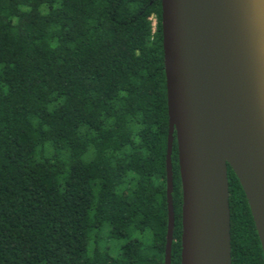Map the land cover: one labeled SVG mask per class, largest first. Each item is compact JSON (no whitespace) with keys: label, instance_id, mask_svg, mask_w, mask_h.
I'll use <instances>...</instances> for the list:
<instances>
[{"label":"trees","instance_id":"obj_1","mask_svg":"<svg viewBox=\"0 0 264 264\" xmlns=\"http://www.w3.org/2000/svg\"><path fill=\"white\" fill-rule=\"evenodd\" d=\"M168 136L162 0H0V264H165ZM228 175L232 262L264 264Z\"/></svg>","mask_w":264,"mask_h":264},{"label":"water","instance_id":"obj_2","mask_svg":"<svg viewBox=\"0 0 264 264\" xmlns=\"http://www.w3.org/2000/svg\"><path fill=\"white\" fill-rule=\"evenodd\" d=\"M162 32L169 107L164 263L172 264L176 137L181 264H233L229 165L264 252V0H162Z\"/></svg>","mask_w":264,"mask_h":264},{"label":"rangeland","instance_id":"obj_3","mask_svg":"<svg viewBox=\"0 0 264 264\" xmlns=\"http://www.w3.org/2000/svg\"><path fill=\"white\" fill-rule=\"evenodd\" d=\"M122 242H124V239H123V240H120L119 244L122 243ZM116 253H117V252L114 251V254H116Z\"/></svg>","mask_w":264,"mask_h":264}]
</instances>
